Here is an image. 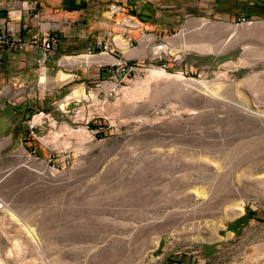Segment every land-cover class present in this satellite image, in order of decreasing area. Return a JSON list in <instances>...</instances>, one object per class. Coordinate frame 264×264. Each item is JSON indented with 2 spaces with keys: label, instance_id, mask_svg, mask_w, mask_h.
I'll return each mask as SVG.
<instances>
[{
  "label": "rangeland",
  "instance_id": "obj_1",
  "mask_svg": "<svg viewBox=\"0 0 264 264\" xmlns=\"http://www.w3.org/2000/svg\"><path fill=\"white\" fill-rule=\"evenodd\" d=\"M249 2L204 1L115 68L58 55L67 79L15 82L27 108L19 131L0 118V264H264V189L242 184L264 172V10ZM247 210L261 218L229 230Z\"/></svg>",
  "mask_w": 264,
  "mask_h": 264
},
{
  "label": "crops",
  "instance_id": "obj_2",
  "mask_svg": "<svg viewBox=\"0 0 264 264\" xmlns=\"http://www.w3.org/2000/svg\"><path fill=\"white\" fill-rule=\"evenodd\" d=\"M66 1L65 7L62 0H0V36L7 31L20 40L46 32L57 37L54 51L47 57L39 47L16 51L0 44V118L7 135L20 130L19 117L27 108L19 89L11 91L26 71L38 77L40 84L47 83L52 74L57 77L58 72H64L58 71L63 65V58L60 60L58 55L65 57L86 52L88 48L97 52L104 42L112 45L116 55L123 56L131 52L130 46L135 42L139 45L146 33L166 37L170 31L195 25L202 19L199 15L208 0H82L86 2L83 8H71L70 0ZM136 55L130 53L128 58ZM16 67L18 71L12 73L11 68ZM44 77L46 80L42 82Z\"/></svg>",
  "mask_w": 264,
  "mask_h": 264
},
{
  "label": "bare ground",
  "instance_id": "obj_3",
  "mask_svg": "<svg viewBox=\"0 0 264 264\" xmlns=\"http://www.w3.org/2000/svg\"><path fill=\"white\" fill-rule=\"evenodd\" d=\"M216 47V46H214ZM182 49H190L194 51H204L206 47L201 46L200 44H195V45H190L186 46L185 44H182L181 46ZM101 55H90V54H83V55H71V56H66L63 59V62H66L68 64H78V65H84V64H92V63H103L106 61L111 60L107 54L105 53H99ZM162 73H166L162 70ZM70 74H66L64 72H59L57 81H63L69 77ZM82 94V93H81ZM80 95V93H79ZM257 165V164H256ZM258 166V165H257ZM258 169V167H256ZM245 182L242 184H253L255 185V188L258 187L260 189H264V172L262 174H258L256 170L250 171L247 173L246 178L244 179ZM238 190V188H237ZM206 192L203 190H200L197 193L198 198H200V202L205 203L206 201Z\"/></svg>",
  "mask_w": 264,
  "mask_h": 264
},
{
  "label": "built area",
  "instance_id": "obj_4",
  "mask_svg": "<svg viewBox=\"0 0 264 264\" xmlns=\"http://www.w3.org/2000/svg\"><path fill=\"white\" fill-rule=\"evenodd\" d=\"M1 38V37H0ZM56 35L50 32L43 33L40 36L38 33L32 35L29 40H10L6 39V41L16 47L17 49H24L25 47H33V48H41L43 50V56L47 57L48 54L54 51V45L56 43ZM88 54L96 55L97 53H105L107 55H112L116 59V63L114 62L111 66L116 67V64H120L121 59L119 56L114 55V49L111 44L104 42L100 51L92 53L91 48H88Z\"/></svg>",
  "mask_w": 264,
  "mask_h": 264
},
{
  "label": "trees",
  "instance_id": "obj_5",
  "mask_svg": "<svg viewBox=\"0 0 264 264\" xmlns=\"http://www.w3.org/2000/svg\"><path fill=\"white\" fill-rule=\"evenodd\" d=\"M250 1H252L251 2V9L254 10L253 12L258 13V12H260L258 10H261V9L264 10V0H250ZM66 3H67L66 0H62L63 6L66 7ZM85 6H86V2L85 1L79 0L76 3H74V2L72 3L71 0H70L69 7H71V8H83ZM105 71H106V68L100 69V75L103 76V74H104L103 72H105ZM260 218H261V214L260 213H258L256 211H253V210H247V212L244 215H242L241 217L235 219L233 222L229 223L228 224V229L231 230V231H234L235 233H239V231L243 227L248 225L252 220L260 219Z\"/></svg>",
  "mask_w": 264,
  "mask_h": 264
}]
</instances>
